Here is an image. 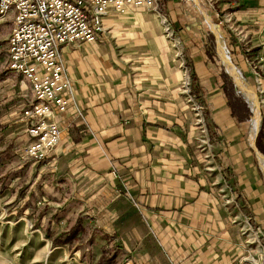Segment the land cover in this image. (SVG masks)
I'll list each match as a JSON object with an SVG mask.
<instances>
[{"label": "crops", "instance_id": "1", "mask_svg": "<svg viewBox=\"0 0 264 264\" xmlns=\"http://www.w3.org/2000/svg\"><path fill=\"white\" fill-rule=\"evenodd\" d=\"M158 1L171 10L161 13L169 38L151 9L108 6L93 41L60 46L71 99L55 118L59 141L41 159L44 171L53 190L80 196L99 220L110 214L116 259L242 264L245 241L264 259V173L250 146L248 104L215 67L209 30L181 2ZM199 1L264 110V0ZM184 73L204 149L179 90Z\"/></svg>", "mask_w": 264, "mask_h": 264}, {"label": "rangeland", "instance_id": "2", "mask_svg": "<svg viewBox=\"0 0 264 264\" xmlns=\"http://www.w3.org/2000/svg\"><path fill=\"white\" fill-rule=\"evenodd\" d=\"M164 1L165 0H163V2ZM168 1H172L173 3L181 2L185 5L184 10L189 14L190 18L193 20L196 19V26L200 23L199 27L205 31L208 30V27L201 13L207 15L212 23L217 24L216 21H212V17L214 18L212 10L204 6L199 0L195 1L200 9L196 7L192 0ZM154 12L158 14L161 33L166 38L171 37L170 29L166 34L163 32V26L165 24L169 26V24L167 18L161 14L163 12L168 14L171 10L166 6L161 7L160 1L156 0V10ZM9 29V19H7V17L0 19V125L5 127L0 140V264H97L96 261L102 249H106L107 256L110 254L111 247H113L112 244L111 246L107 244L113 239L109 236L112 231L109 228L111 222L110 214L104 212L101 216V220H99L98 216L100 213L97 212L92 205L85 208L84 202L80 200V196L71 198L53 190L54 184L53 182L50 183L52 174L44 171V164L48 158L45 157L43 160H41V158L39 159L41 161L33 163L23 155V148L28 137L24 130L25 123L21 120L20 112L23 107L30 102L31 94L27 83L22 81L20 76L13 74L5 67V38ZM208 35L210 37H207L209 40L208 44L214 49L215 45L213 43V38L210 33H208ZM174 36L173 34L172 37ZM220 40L219 38V41ZM173 43L174 42L170 43L172 48L175 45V43ZM224 50L231 63L237 69L236 64L225 47ZM178 54L176 53L175 55L177 56ZM214 60L216 63L215 67H217V69L219 68V71L223 70L225 72L221 60H218L216 56H214ZM238 76L243 85L252 92L255 102L257 103L259 111L257 127L258 130L260 127L262 128L263 137L264 110H262L260 106L256 93L250 86L243 82L239 75V71ZM183 80L187 82V94L190 98L189 102L185 101V94H182L181 91L180 93L183 95V101L189 106L193 125L197 129L194 123L195 116L193 115L192 108L198 107V118L201 119L204 127L200 115V107L192 100L190 95V82L186 73H184L183 79L180 81V86ZM233 85L235 90L242 94L249 107L248 97L250 96L246 98L243 92L239 90L235 84ZM254 106L257 112L256 105L254 104ZM253 117L254 111L249 107L247 118L249 128ZM253 131L254 128L253 130L250 128L251 137L250 139L248 137V139L251 140L250 146L253 143L255 147ZM203 135L207 142L206 132ZM198 138L199 132L197 129L196 141L198 147L200 149L207 147V145L200 147ZM263 139L262 141L264 142ZM261 155L264 157L263 154ZM261 163L262 162H260V166L264 173ZM86 210L88 211L85 213ZM79 213H81V217H79ZM79 221L80 225L83 227L77 231L76 236L83 233L82 239L80 242H74L71 247H67V245H53L51 241L45 237L46 225L53 236V234L69 228V225L74 226L76 223H79ZM100 226L102 227L100 228ZM88 240H91L90 245H86ZM242 248H244L241 254V257L244 256L243 261H241L242 264H264L262 253L260 251L257 252L255 248H253V244L245 241ZM135 254L136 255L132 254L131 256L121 254L114 264H161L157 259H145L144 256L147 255ZM257 257H259V259Z\"/></svg>", "mask_w": 264, "mask_h": 264}, {"label": "built area", "instance_id": "3", "mask_svg": "<svg viewBox=\"0 0 264 264\" xmlns=\"http://www.w3.org/2000/svg\"><path fill=\"white\" fill-rule=\"evenodd\" d=\"M110 6L122 12L127 6L156 10V0H0V19L7 17L5 67L27 83L31 99L20 112L28 137L23 155L38 161L59 141L56 116L70 99V81L60 58L61 45L91 42L101 31V18ZM169 26H163L168 33ZM185 94L187 82L180 86ZM200 147L207 145L205 129L193 107ZM115 176L114 172H111Z\"/></svg>", "mask_w": 264, "mask_h": 264}, {"label": "trees", "instance_id": "4", "mask_svg": "<svg viewBox=\"0 0 264 264\" xmlns=\"http://www.w3.org/2000/svg\"><path fill=\"white\" fill-rule=\"evenodd\" d=\"M234 90L232 84L230 82H228L227 85V91L229 90ZM5 127L2 125H0V140L2 137V132L4 131ZM262 128L260 127V129L258 130L255 139H254V145L255 147L258 149V151L264 155V149L262 147ZM1 143V141H0ZM69 228H66V230H61L59 232H57L56 234H52L50 233V230L48 228V226L46 225L45 227V237L47 239H49L51 241V243L53 245H67V247H71L73 245L74 242H80L81 241V237L83 235V233H80L78 236L77 235V231L82 229L83 226L80 225V221L79 223H76L74 226H68ZM81 235V236H80ZM91 240H88L86 242V245H90ZM111 252L109 255L106 256V249H102V251L100 252L98 258H97V264H114L116 259V254L114 253L115 247H111Z\"/></svg>", "mask_w": 264, "mask_h": 264}, {"label": "water", "instance_id": "5", "mask_svg": "<svg viewBox=\"0 0 264 264\" xmlns=\"http://www.w3.org/2000/svg\"><path fill=\"white\" fill-rule=\"evenodd\" d=\"M194 4L196 5L197 8H199L197 3H194ZM201 15L204 18V14L201 13ZM208 30L211 33L212 37H213V41H214V45H215V49H216L217 55H218L219 59L222 62V65L224 67L225 72L230 76L231 80L233 81V84H235L238 87V89L243 92V94L246 96V98L249 95L253 96L252 92L249 89H247L243 85V83L241 82V80H240V78L238 76L237 69L231 63L226 51L224 50V47L222 46V44L219 41V36L217 34V31L214 28V25H211ZM224 62H225V64H224ZM253 98H254V96H253ZM255 104H256V108H257V114H256L257 115L256 116V121L257 122H256V125L254 126L253 137H255L256 132L258 130L257 125H258V120H259L258 106H257L256 102H255ZM251 148H252L253 152L255 153L256 157L258 158V160H259V158L264 160V157L256 150V148L253 146V143L251 144Z\"/></svg>", "mask_w": 264, "mask_h": 264}, {"label": "bare ground", "instance_id": "6", "mask_svg": "<svg viewBox=\"0 0 264 264\" xmlns=\"http://www.w3.org/2000/svg\"><path fill=\"white\" fill-rule=\"evenodd\" d=\"M192 1H194V3H196V1L195 0H192ZM199 9H200V7H199ZM202 10V9H201ZM203 20H204V22H205V24L207 25V27H208V29H209V27L211 26V25H214V23H212L211 22V20H210V18L207 16V15H205L204 14V18H203ZM215 28V27H214ZM224 64H225V62H224ZM250 97H248V99H249V104H250V106L249 107H251V109L254 111V117L252 118V120H251V122H250V128H251V130H253V128H254V126L256 125V114H257V112H256V109H255V106H254V104H255V100H254V98H253V96L252 95H249ZM248 101V100H247ZM256 105V104H255ZM259 160H260V162H262L261 163V165H262V167H263V169H264V160L263 159H261V158H259Z\"/></svg>", "mask_w": 264, "mask_h": 264}]
</instances>
